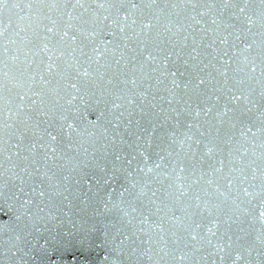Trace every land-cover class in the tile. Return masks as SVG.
Masks as SVG:
<instances>
[{
  "label": "snow or ice",
  "instance_id": "obj_1",
  "mask_svg": "<svg viewBox=\"0 0 264 264\" xmlns=\"http://www.w3.org/2000/svg\"><path fill=\"white\" fill-rule=\"evenodd\" d=\"M0 216V264H264V0H0Z\"/></svg>",
  "mask_w": 264,
  "mask_h": 264
},
{
  "label": "water",
  "instance_id": "obj_2",
  "mask_svg": "<svg viewBox=\"0 0 264 264\" xmlns=\"http://www.w3.org/2000/svg\"><path fill=\"white\" fill-rule=\"evenodd\" d=\"M5 219H6V217H4V216H0V220H5ZM98 251H99V250H97V252H98ZM75 255H76L77 257L81 258V259H85V258H88V259L96 258V259H98V256L96 255L95 252L81 253V252L77 251V252L75 253ZM68 258L70 259L71 257L69 256Z\"/></svg>",
  "mask_w": 264,
  "mask_h": 264
}]
</instances>
